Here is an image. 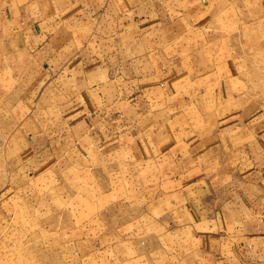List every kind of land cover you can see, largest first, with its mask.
Returning a JSON list of instances; mask_svg holds the SVG:
<instances>
[{
	"label": "crops",
	"instance_id": "obj_1",
	"mask_svg": "<svg viewBox=\"0 0 264 264\" xmlns=\"http://www.w3.org/2000/svg\"><path fill=\"white\" fill-rule=\"evenodd\" d=\"M231 2L0 0V51L11 54L22 116L17 139L28 155H42L31 164L45 168L66 150L119 162L164 159L169 174L156 189L167 198L154 207L185 218L206 174L225 165L219 139L236 150L234 173L238 167L256 182L264 171L260 100L211 69L207 48L185 51L174 38L184 25L209 26ZM231 205L234 236L236 214L243 212L238 227L248 231L238 232L243 256L229 260L264 264V217L241 200Z\"/></svg>",
	"mask_w": 264,
	"mask_h": 264
},
{
	"label": "rangeland",
	"instance_id": "obj_2",
	"mask_svg": "<svg viewBox=\"0 0 264 264\" xmlns=\"http://www.w3.org/2000/svg\"><path fill=\"white\" fill-rule=\"evenodd\" d=\"M174 38L185 51L207 48L211 69L254 93L264 109V0H232L209 26L184 25ZM10 59L0 51V264H217L221 254L235 264L229 258L243 256L238 232L248 229L238 227L243 212L236 214L234 236L231 204L241 200L264 217V171L249 183L236 167L239 180L236 150L219 139L225 165L206 174L193 217L185 218L154 207L167 198L156 189L169 174L164 159L119 162L66 150L55 164H31L42 155H28L17 139L22 116Z\"/></svg>",
	"mask_w": 264,
	"mask_h": 264
}]
</instances>
